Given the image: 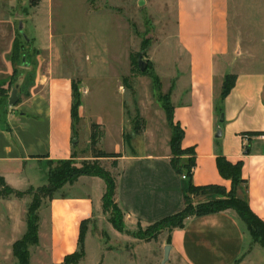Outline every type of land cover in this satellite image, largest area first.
I'll use <instances>...</instances> for the list:
<instances>
[{
  "label": "crops",
  "instance_id": "crops-1",
  "mask_svg": "<svg viewBox=\"0 0 264 264\" xmlns=\"http://www.w3.org/2000/svg\"><path fill=\"white\" fill-rule=\"evenodd\" d=\"M118 1L121 0H38L30 10L31 35L26 41L35 51L34 55H22L15 68H12V57L17 17L8 15L7 9L0 6V103L6 115L4 126L0 127V178L15 191H19L20 185L33 188L32 180L26 175L27 169L41 166L47 177V162L75 157L77 148L72 142L79 129L89 131L90 141L91 128L96 126L102 133L97 145L110 136L115 140L111 152L98 149L102 153L118 155L101 158L114 162V203L126 222L150 226L183 209L187 184L172 167L171 130L162 103L154 95L152 79L148 76L146 106L138 104L136 107L135 96L130 92L128 81L124 80L128 77L125 56L123 67H120L119 61L108 53L107 41L93 44L96 35L84 36L85 52L68 56L67 67L64 64L58 66L61 56L54 51L62 37L53 34L52 8L55 4H80L87 16L98 21L117 20L118 16H107L104 12L95 14L89 8L100 2ZM165 2L174 15L177 53L171 58V70L169 67L164 70V61L159 55L153 64L161 63L163 70L155 69L153 74L173 108L174 124L182 130L181 148L193 151L189 183L194 187L217 186L229 192L231 182L220 176L217 161L224 159L232 165L240 163L243 183L236 193L264 223V150L252 148L250 144L254 138L242 135L264 132V76L235 75L234 87L220 102L223 78L228 75L222 73L220 60L228 50L229 0ZM112 24L121 27L118 23ZM68 36L73 46L76 37H80L79 33L71 32ZM98 62L110 64L100 66ZM100 72L115 73V90L119 98L113 109V120L99 114L88 116L84 104V98L92 91L89 82ZM28 76L34 80L26 91L28 97L22 100L26 89L23 78ZM72 84L77 86L80 94L77 122L71 118ZM13 88L17 89L19 101L9 107L7 101ZM149 99H154L155 104ZM138 109L146 110V114L139 115L145 127L136 133L134 124ZM220 114H223V125L218 122ZM24 115H30V118L25 119ZM219 127L221 138L215 139ZM136 137L141 138L139 143L135 141ZM138 145L140 149H137ZM77 186L81 189L80 194H66L50 201L46 248L49 264H63L64 258L76 251L81 222L91 220L102 209L106 188L103 180L84 176L68 187ZM193 201L204 202L206 198ZM239 223L231 211L186 219L182 229L167 234L169 244L166 245L171 247L169 259L183 264H236L244 256L246 239Z\"/></svg>",
  "mask_w": 264,
  "mask_h": 264
},
{
  "label": "rangeland",
  "instance_id": "rangeland-1",
  "mask_svg": "<svg viewBox=\"0 0 264 264\" xmlns=\"http://www.w3.org/2000/svg\"><path fill=\"white\" fill-rule=\"evenodd\" d=\"M2 1L0 6L7 9L5 10L7 14L17 17L14 33L18 44L15 48L12 64V68H15L20 64L22 55L29 57L34 55L33 52L35 51L26 41L29 40L31 35L30 20H28L30 10L37 5L38 0ZM83 9L84 7L80 4L73 2L55 4L52 8L53 34L62 36L61 38L58 37L61 42L54 49L56 55L61 56L58 66L61 67V64H64L67 67L66 64L69 63L68 56H72L74 52L80 54L85 52V44L82 42L84 36L92 34L94 37L96 35L97 39L92 37L96 40L93 41V44L99 45L98 42L107 41V51L114 56L117 62L119 61L120 67H123V56H125L124 64L126 65L125 69L128 71V77L124 80L128 81L130 92L132 91L135 96L136 107H138V104L146 106V85L150 83V79L146 73L143 75L138 71L137 59L139 55H142V60L150 67L148 72L152 71L154 73L155 69L163 70L161 63L153 64L161 55L165 65L164 70L170 68L171 58L177 53L174 41V15L172 9L165 0L100 2L89 8L91 12L95 14L104 12L107 16H118V19L105 18L98 21L87 16ZM110 21L118 23L121 27H115ZM227 22L228 50L220 60L222 73H227V76H230L231 79L235 78V80V75L238 74L264 76V0H229ZM21 25L22 30L19 31ZM69 32L79 33L80 35V37H76L74 46L71 44V37L68 36ZM89 40L88 42H90ZM110 62H98L97 64L103 66V64L109 65ZM114 74V72H100L97 78H93L89 82L92 91L90 95L84 98L88 116L99 114L106 119H114L115 112L113 109L117 106L116 101L119 98L115 90ZM23 80L26 89L23 90L24 97L22 100H26L29 95L26 91L32 85L34 79L28 76L24 77ZM224 80L225 77L223 82ZM159 85V93L154 90V95L162 103L161 98L164 95L161 92L162 85ZM151 100L155 104V100ZM262 100L264 103V90ZM141 113L146 114V110L138 109L134 124L136 133L145 127L144 120L139 118ZM5 116L4 108L0 103L1 128L4 126ZM221 116L223 117V114L218 117L219 123ZM23 118H30V115H24ZM220 124L223 125V122ZM219 129L221 131L220 127ZM79 130L78 135L73 140L76 141L75 146L77 148V153L73 159L74 164L77 167L95 165L99 171L115 183L114 162L95 157L99 150L107 152L113 150L114 137H107L94 149H91L89 131H84L81 128ZM254 133L257 136H249L247 133L242 135L254 138L250 144L252 148L264 150V138L258 139V137L264 136V132ZM140 139V137H136L135 141L139 143ZM245 143L247 144V142ZM137 149H140L139 145ZM188 156V154L181 156L179 162L186 163L189 159ZM26 175L32 180L33 188H29L28 185H20V189H18V192L22 193L20 197L12 195L7 198H0V264H17L12 255V245L24 235L27 210L29 205L35 203L34 200L36 199L39 203L36 210L39 245L29 248V264H49L46 248L48 246L50 201L47 198L39 200V196H35L36 193L34 192L37 188L47 185L45 169L37 165L34 169H27ZM80 193L81 189L78 186L74 188L66 186L56 192L54 198L66 194L77 195ZM194 203L196 202L194 201ZM121 216V231H117L113 227L114 217L111 209L107 212L102 209L97 211L92 219L86 222L83 228V256L77 264H161L163 247L167 243L168 232L158 233L156 230H152L151 225L141 226L136 223H128L125 221L123 213H121ZM240 228L245 231L246 239L244 256L236 264H264V242L253 241L243 224H240ZM71 262L68 264H72ZM166 264L183 263L170 258Z\"/></svg>",
  "mask_w": 264,
  "mask_h": 264
},
{
  "label": "trees",
  "instance_id": "trees-1",
  "mask_svg": "<svg viewBox=\"0 0 264 264\" xmlns=\"http://www.w3.org/2000/svg\"><path fill=\"white\" fill-rule=\"evenodd\" d=\"M18 43L15 42V48ZM12 57V64L13 59ZM149 65L147 64L146 70L142 73H146L149 76L154 85V90L159 93L160 83L153 72H148ZM230 76L225 77L222 84V90L219 97V101L223 100L230 93L235 84V78L231 79ZM162 107L166 113L168 125L171 130L170 148L172 152V167L179 175H184L187 184L184 188V207L183 209L169 217H166L151 225L152 230H156L158 233L167 231L170 233L174 229H182L184 221L191 217H202L211 214H217L225 211H231L235 214L240 224H243L245 230L250 235L251 239L255 242H264V223L255 216L245 199L239 198L236 191L237 187L243 183L240 179L241 164L237 163L232 165L224 159H218L217 168L220 176L223 179L230 180L231 190L225 192L221 187L217 186H203L194 187L189 183L193 168V151L192 149H181V141L183 137L182 130L180 127L173 122V108L169 102L167 96H163ZM80 106V94L77 86L72 84V105H71V118L72 121H78V108ZM96 126H92L90 134V147L94 149L99 139L102 136L100 131H97ZM249 136H257L256 133H247ZM185 154L191 156L186 163H180L179 158ZM116 154H106L97 152L96 158H116ZM74 157L66 161L47 162V185L37 188L34 192L35 196H39V200L47 198L49 201L54 199V194L61 190L65 185L72 186L80 177H96L100 178L105 183V192L102 197V210L104 212H113L114 220L112 221L113 227L117 231H121V211L114 203L115 195V183L110 178L99 171L95 166H82L77 167L73 162ZM20 197L22 193L15 191L6 186L3 180L0 178V198H7L9 196ZM205 197L206 201L194 203L193 199ZM35 203L29 205L26 217V231L22 238L12 245V255L16 259L17 264H29V248L38 244V215L36 210L38 208V200H34ZM87 221H82L80 224L79 237L77 241V249L71 255L64 258L63 264H68L72 261V264H77L83 256V228ZM169 244V240H167Z\"/></svg>",
  "mask_w": 264,
  "mask_h": 264
},
{
  "label": "water",
  "instance_id": "water-1",
  "mask_svg": "<svg viewBox=\"0 0 264 264\" xmlns=\"http://www.w3.org/2000/svg\"><path fill=\"white\" fill-rule=\"evenodd\" d=\"M21 30H22V25L19 28V31H21ZM137 68H138V71L140 73H143L146 70V68H147V63L142 60V55L138 56ZM18 101H19V96L17 94V89L13 88L11 90V92H10L9 97H8V101H7L8 106L9 107H13V106H15L18 103ZM223 120H224V118L221 116L220 123H222ZM214 138L215 139H220L221 138V131H220L219 128L216 129V133L214 135ZM72 145L75 146L76 145V141H73ZM245 154H247V152H245ZM170 250H171L170 245H166L163 248V259L161 261V264H166L168 262Z\"/></svg>",
  "mask_w": 264,
  "mask_h": 264
},
{
  "label": "built area",
  "instance_id": "built-area-1",
  "mask_svg": "<svg viewBox=\"0 0 264 264\" xmlns=\"http://www.w3.org/2000/svg\"><path fill=\"white\" fill-rule=\"evenodd\" d=\"M181 179H182V180H184V179H185L184 175H182V176H181Z\"/></svg>",
  "mask_w": 264,
  "mask_h": 264
}]
</instances>
